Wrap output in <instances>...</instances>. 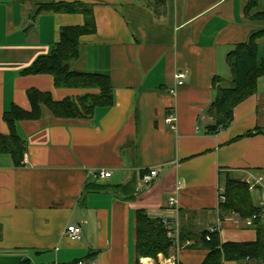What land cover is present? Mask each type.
<instances>
[{"label":"crops","instance_id":"0c3cea01","mask_svg":"<svg viewBox=\"0 0 264 264\" xmlns=\"http://www.w3.org/2000/svg\"><path fill=\"white\" fill-rule=\"evenodd\" d=\"M50 1L0 0V135L9 133L3 112L12 104L31 109L28 89L56 101L97 92L57 87L49 73L24 72L50 53L61 27L84 22L81 13L39 9ZM81 1L92 4L96 29L79 37L70 69L107 75L113 103L83 119L56 117L43 107L37 118L16 121L26 148L19 166L0 150V264H141V258L168 264L161 253L137 258L138 209L178 221L184 244L195 245H172L168 254L178 264L202 263L208 250L197 237L203 230H217L221 242L254 241L255 226L221 213L219 203L227 177L264 176V73L254 93L233 108L228 126L210 132L208 109L216 88L229 85L227 54L252 30H264L256 15L264 0L248 13L250 0ZM256 43L260 64L264 35ZM179 71L186 76L170 93ZM170 113L174 130L166 122ZM149 168L158 176L139 186ZM96 169L111 176L98 179L90 174ZM251 196L257 205L258 187ZM67 225L80 226L78 239L65 234Z\"/></svg>","mask_w":264,"mask_h":264},{"label":"trees","instance_id":"16d2710c","mask_svg":"<svg viewBox=\"0 0 264 264\" xmlns=\"http://www.w3.org/2000/svg\"><path fill=\"white\" fill-rule=\"evenodd\" d=\"M255 0H250L246 13ZM57 12L81 13L84 16L82 25L63 26L59 30V40L47 55L37 57L24 69L27 73H49L57 87L95 89L97 92H85L77 97H66L54 100L49 92L28 89L27 97L31 109L23 110L12 104L3 112L9 133L0 135V150L11 154L16 166L22 164L25 145L16 132L15 123L20 119L37 118L43 107L54 116L62 118H88L97 106L108 107L113 103L112 86L107 75L92 72H79L70 69V63L78 58L79 37L93 33L96 29L92 4L81 0H52L39 5ZM264 19V12L256 14ZM264 35V30H252L248 40L237 43L227 54V65L230 69L228 86H218L208 113L213 123L208 127L210 132L228 126L232 121L233 108L242 100L254 93L257 78L264 73V59L257 63L256 40ZM67 64V69L64 68ZM260 131L257 129L254 132ZM106 185H99V187ZM128 193L135 190L130 182ZM219 210L221 213H232L244 219L259 211L253 203L248 184L237 178L227 177L221 194ZM256 239L244 242H221L217 230H203L197 237L200 246L208 250L201 264H223L235 262L240 264H264V226L256 222ZM135 251L139 257H156L161 253L167 255L172 241L166 236V230L160 218H150L142 209L136 211ZM1 237V225H0ZM186 234L179 229V246L189 248L195 245L184 244ZM196 245V241H194Z\"/></svg>","mask_w":264,"mask_h":264},{"label":"built area","instance_id":"2783aa9c","mask_svg":"<svg viewBox=\"0 0 264 264\" xmlns=\"http://www.w3.org/2000/svg\"><path fill=\"white\" fill-rule=\"evenodd\" d=\"M186 76V73L184 71H179L174 74L175 85L169 89L170 93H175L176 86L183 83V78ZM166 122L169 124L171 129H176V115L175 113H170L166 117ZM26 161V156L24 157V160ZM94 177L98 179H106L111 176V172L106 169H96L90 172ZM158 176V170L156 168H149L145 169L141 172L140 178H139V186H148L150 185L153 180ZM245 182L248 184L249 190L252 191L256 187L259 188V199H258V207L259 211L257 213L252 214L249 217L244 218V222L246 225L255 226L256 222L264 226V176L258 175L256 177H253L251 179L245 180ZM177 204L176 198L174 196H170L168 198V205L171 208H175ZM236 215V214H235ZM239 217V215H236ZM162 225L164 226L166 230V236L172 241L173 246L179 247V224L176 220H170L168 218L162 217L160 218ZM213 230V229H212ZM81 228L80 226L76 225H67L65 228V234L72 238V239H78L80 237ZM168 264H178L176 263L175 259L172 257L166 258ZM74 264H91L85 260L79 259L75 261ZM142 264H145L142 262Z\"/></svg>","mask_w":264,"mask_h":264},{"label":"rangeland","instance_id":"374dc122","mask_svg":"<svg viewBox=\"0 0 264 264\" xmlns=\"http://www.w3.org/2000/svg\"><path fill=\"white\" fill-rule=\"evenodd\" d=\"M255 195V194H254ZM253 195V199H255V196ZM141 258V257H140ZM166 258H169V254L166 255ZM141 260V264L143 262L142 258L140 259Z\"/></svg>","mask_w":264,"mask_h":264},{"label":"water","instance_id":"95a60500","mask_svg":"<svg viewBox=\"0 0 264 264\" xmlns=\"http://www.w3.org/2000/svg\"><path fill=\"white\" fill-rule=\"evenodd\" d=\"M64 68L67 69V64H64Z\"/></svg>","mask_w":264,"mask_h":264}]
</instances>
